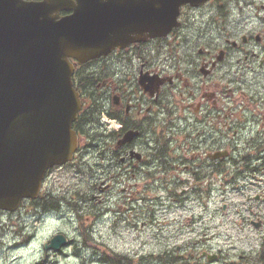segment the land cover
<instances>
[{"label":"flooded vegetation","instance_id":"obj_1","mask_svg":"<svg viewBox=\"0 0 264 264\" xmlns=\"http://www.w3.org/2000/svg\"><path fill=\"white\" fill-rule=\"evenodd\" d=\"M206 11L185 18L165 39L115 48L104 61L74 68L72 82L80 91L81 106L71 127L78 146L70 161L49 169L45 184L50 178L77 176L81 165L87 166L88 211L95 221L102 212L94 206L99 211L104 193L114 186L105 178L96 182L97 172L147 175L150 185H136L134 191L132 184L121 187L127 195L123 202L138 195L131 208L135 219L145 214L144 204L149 223L155 221L159 202L184 213L191 203L200 205V214L185 218L197 224L195 247L167 249L160 263L264 264V0L247 10L259 17L262 24L257 26L240 24L227 14L230 10ZM188 42L199 47L182 56L181 46ZM98 66L104 68V79L87 91L80 80ZM105 108L120 129L109 128L105 145L85 159L95 147L90 133L95 115ZM127 129H138V136L118 146ZM133 149L139 157L129 154ZM78 195H70V202ZM48 197L46 189L44 202ZM230 239L259 244L230 260L212 247Z\"/></svg>","mask_w":264,"mask_h":264},{"label":"water","instance_id":"obj_2","mask_svg":"<svg viewBox=\"0 0 264 264\" xmlns=\"http://www.w3.org/2000/svg\"><path fill=\"white\" fill-rule=\"evenodd\" d=\"M156 9L137 25L136 8L124 17L118 10L117 17L103 0H0V71L4 63L14 67L23 86L4 84L0 75V208L14 210L23 195L34 192L45 169L69 159L76 147L70 123L78 105L66 58L84 60L141 36L165 35L163 23L152 21ZM60 10L73 13L60 17ZM137 133L126 131L118 143ZM67 243L56 235L45 249Z\"/></svg>","mask_w":264,"mask_h":264},{"label":"rangeland","instance_id":"obj_3","mask_svg":"<svg viewBox=\"0 0 264 264\" xmlns=\"http://www.w3.org/2000/svg\"><path fill=\"white\" fill-rule=\"evenodd\" d=\"M259 1L255 0L254 3H259ZM236 4L237 0H231L230 5L233 8H236ZM112 128L113 131L119 126L116 124ZM107 130L108 125H105V121L95 115L94 124L90 132L96 139L94 141L95 147H91L86 153L85 159L89 157L90 153L95 157L101 146L105 145ZM112 174L113 171L106 170L96 173V182L105 178L111 180L114 186L104 193L106 201L99 206L101 209L97 211V205L93 208L95 212H103V217L95 221L92 238L90 237L84 241L80 226L81 222L85 225H90L92 222L88 211L90 201L87 198L82 203L84 207L80 208L81 215L77 219L71 221L58 219L56 215L53 218L55 221L49 220L45 225L38 227L30 239L20 238L16 240L17 229H15V238L13 232L4 233L0 237L4 242L0 243V264H112L111 261L102 257L106 253L128 257L130 264H167L166 260H162L164 262L160 263L167 249L175 250L177 245L183 249L195 247L194 243L199 240L194 235L198 233L197 224L196 222L189 224L185 221V218L189 214H199L198 205L191 203V207L187 208L188 210L184 213L178 209L174 212L167 206L165 201V203L159 202L155 206L157 209L154 216L155 221L149 223L147 218L149 208H146V204H144L142 212L145 214L135 219L131 208L135 205L138 195L134 193V199L123 202L127 195L121 191V187L132 184L134 185V191L137 188L135 187L136 185H150L152 178L141 173H136L134 176L130 174L123 176L120 174L113 177ZM65 177L66 175L62 177L61 183L56 187L59 191L70 195L76 191L80 195L89 191L90 179L80 180ZM48 188L53 189L55 186L48 184ZM158 194L160 196L164 193L159 192ZM25 212L28 211L26 207H23L16 215L23 214V222L28 227L34 226L31 217L26 216ZM8 218L9 216H4V219ZM143 222L146 223L143 224ZM59 231L67 233L71 243L64 247L62 251L44 255L45 253L42 250L43 242L49 238L52 232L55 234ZM15 240L16 242H14ZM215 243L212 246L213 248L218 247L217 242ZM248 244L249 242L245 240L241 243L235 241L234 246L237 245L238 247L233 252L247 249ZM196 247H200V244Z\"/></svg>","mask_w":264,"mask_h":264},{"label":"bare ground","instance_id":"obj_4","mask_svg":"<svg viewBox=\"0 0 264 264\" xmlns=\"http://www.w3.org/2000/svg\"><path fill=\"white\" fill-rule=\"evenodd\" d=\"M176 2H177V0H172L170 3L167 4V7L169 9H173ZM103 8H107L109 10L116 9L117 7H116L115 0H105L103 3ZM141 9L143 12V20L147 22L149 17L153 13V10L150 6V3H148L147 1H143V5H142Z\"/></svg>","mask_w":264,"mask_h":264},{"label":"trees","instance_id":"obj_5","mask_svg":"<svg viewBox=\"0 0 264 264\" xmlns=\"http://www.w3.org/2000/svg\"><path fill=\"white\" fill-rule=\"evenodd\" d=\"M94 80H95V78H93V77H85L84 82H85V84L90 85V84H94ZM85 240H86V238H85ZM107 256L108 255L105 254L104 257L107 258ZM120 259H121V257L119 255H112V257H110V260L113 263H119L120 262Z\"/></svg>","mask_w":264,"mask_h":264}]
</instances>
